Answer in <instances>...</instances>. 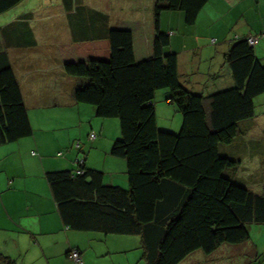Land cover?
I'll list each match as a JSON object with an SVG mask.
<instances>
[{
    "label": "trees",
    "instance_id": "trees-1",
    "mask_svg": "<svg viewBox=\"0 0 264 264\" xmlns=\"http://www.w3.org/2000/svg\"><path fill=\"white\" fill-rule=\"evenodd\" d=\"M22 1L0 0V15ZM209 1L157 0L150 54L139 61L129 28L72 41L63 55L64 73L78 80L74 101L100 119L118 120L120 139L110 154L125 161L128 187L105 185L103 174L84 164L46 173L58 214L74 231L139 236L147 264H180L197 251L209 256L222 245L250 241L248 226H264V194L226 175L240 164L219 155L255 117L254 100L264 94V66L254 47L247 38L234 40L225 57L233 86L205 97L180 84L177 56L164 52L170 43L159 28L161 13L181 12L191 27ZM164 90L181 116L175 134L156 127L153 100ZM32 133L18 81L0 52V145ZM0 264L14 263L0 256Z\"/></svg>",
    "mask_w": 264,
    "mask_h": 264
},
{
    "label": "crops",
    "instance_id": "crops-1",
    "mask_svg": "<svg viewBox=\"0 0 264 264\" xmlns=\"http://www.w3.org/2000/svg\"><path fill=\"white\" fill-rule=\"evenodd\" d=\"M156 1L55 0L52 10L50 0H23L0 15V52L8 56L33 131L31 137L0 145V256L14 264H75L68 255L77 250L82 264H147L139 236L68 229L45 175L75 170L82 162L86 169L101 172L105 185L127 189L126 163L110 154L118 135L101 121L107 119L96 117L94 108L74 101L78 80L63 70V55L72 41L55 43L52 34L63 28L98 38L109 28H129L139 61L150 54ZM52 19L67 23L55 26ZM159 28L169 36L168 52L177 56L180 84L194 94L205 97L233 86L225 57L235 39L259 37L254 54L264 66V0H210L191 27L181 12L164 11ZM157 95L164 99H155L156 114L170 109L164 103L167 93ZM254 107L255 117L240 125L229 145L232 153H244L243 165L231 174L235 182L264 194V94L255 98ZM171 112L176 114L173 108ZM90 133L96 134L95 140H89ZM76 141L79 150L73 147ZM223 246L209 256L197 251L180 264L192 259L195 264H216ZM233 249L226 254L227 264H264L253 240Z\"/></svg>",
    "mask_w": 264,
    "mask_h": 264
},
{
    "label": "rangeland",
    "instance_id": "rangeland-1",
    "mask_svg": "<svg viewBox=\"0 0 264 264\" xmlns=\"http://www.w3.org/2000/svg\"><path fill=\"white\" fill-rule=\"evenodd\" d=\"M50 1H51L50 2L51 5H52V8L51 9L52 10H56L55 0H50ZM20 9H22V8H20ZM12 11H15V10H12ZM14 13L15 12H12V14H14ZM71 17L69 19H72ZM50 22L53 25H55V26L60 25L62 27L63 24L61 22L67 23V19H65V20H61V19H56L55 20V19H52V20H50ZM64 30L62 28L60 30H57V34H55V35L52 34L53 39L55 40L54 41L55 43H57V41H59V40L64 43V42H70V41H74V40H82V39L95 38L94 35H91V34H88V33H83L82 30H73V29L70 30L69 29L68 30V33L62 32ZM168 50H169V47L166 48L164 50V52L167 53ZM195 58L196 57H194V59ZM74 79H76V78H74ZM159 92L160 93H169V95H170V92H168L167 90L166 91L165 90L164 91H159ZM213 92H216V91H211V92L206 93V94H212ZM158 95L154 97L153 104L155 102V99H156L157 102H160L161 100L164 99V97L158 96ZM164 103H166V105L168 104V102L166 100H164ZM168 107H170V109H160L157 112V114H156V111H155L156 127H157V129L158 128L164 129V130L158 129L159 131L169 132V133L175 134L180 129V126H181V116L177 112L176 106L174 104L173 105L168 104ZM171 108H173L174 111L176 112L175 115L173 114V112H171ZM101 121H105V123H107L108 130L113 135L114 134L116 136L118 135L116 137V139L114 140V142L117 141V140H119L120 139V132H119L118 120L117 119H107V120H101ZM166 123L168 125H171L169 127L170 129H167L166 128ZM168 130H170V131H168ZM172 131H174V132H172ZM231 151H232V148H230V146H227V147L220 146V148H219V155L220 156H225V157L231 158L232 160L239 162L240 165H243V159H242L241 155H244V153H242V152L241 153H232ZM226 175H228V176L230 175L229 177L230 178H233V175L231 174L230 171L229 172H226ZM238 184H242V183H238ZM248 233H249V236H250V240L251 241L253 240L254 241V244L255 245H258V248H259V258L262 259V260H264V226L263 225H255V224L254 225H250V226H248ZM233 247L234 246H230V245H226L225 244L223 246V248L220 249V252H219L220 254L218 253V255H221V259H220V261H217L216 264H220V262H221V264H227L228 263V259H225L226 254H228L230 252V250H234ZM237 249H239V248H237ZM194 261L195 260L192 259L190 263L191 264H195V263H193Z\"/></svg>",
    "mask_w": 264,
    "mask_h": 264
},
{
    "label": "built area",
    "instance_id": "built-area-1",
    "mask_svg": "<svg viewBox=\"0 0 264 264\" xmlns=\"http://www.w3.org/2000/svg\"><path fill=\"white\" fill-rule=\"evenodd\" d=\"M258 41H259V37H256V36L255 37H247V43L251 47H255L258 44ZM211 43L214 44V41L212 40ZM88 138H89V140L93 141L96 139V134L90 133ZM73 147L77 150H79L81 148L79 143H74ZM61 155H62V153L58 154V156H61ZM80 164H83V163L80 162L77 164V166ZM77 166H76V168H77ZM77 173L79 174V172H77ZM68 256L75 264H82V258H81L79 251L72 250V251H70Z\"/></svg>",
    "mask_w": 264,
    "mask_h": 264
}]
</instances>
